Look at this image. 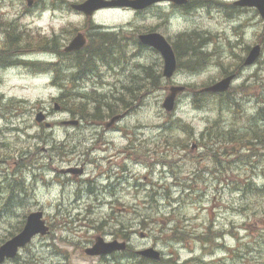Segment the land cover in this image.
<instances>
[{
    "label": "rangeland",
    "instance_id": "rangeland-1",
    "mask_svg": "<svg viewBox=\"0 0 264 264\" xmlns=\"http://www.w3.org/2000/svg\"><path fill=\"white\" fill-rule=\"evenodd\" d=\"M83 1L33 0L29 6L27 0H0V48L6 46L2 28L12 22L33 35L55 36L59 51L78 32L85 34L86 46L97 44V30L128 37L123 64L98 62L96 73L76 81L75 70L65 68L63 82L73 89L63 100L47 63L58 60L65 67L67 57L31 51L14 59L44 65L0 63V244L32 211L41 210L50 227L4 264H166L171 258L180 264H264V189H257L264 187V149L241 150L245 157L221 153L220 163L212 152L222 151L223 137L209 135L264 128V19L255 8L229 7L236 0H190L186 9L160 2L138 11L102 9L92 17L71 7ZM149 31L172 44L190 33L209 57L196 72L179 67L165 78L160 54L138 44V35ZM255 44H261V55L245 65ZM154 71L160 75L156 88ZM231 73L233 106L210 95L195 105L197 90ZM177 84L186 90L166 112L167 88ZM127 89L136 99L129 97L130 109L105 128L111 118L105 104H119L117 97L127 98ZM73 92L104 100L84 99L88 115L104 104L100 118L72 115L68 108L82 100ZM40 111L50 128L35 122ZM67 120L80 123L64 125ZM69 167L83 172L74 176ZM235 180L233 186L246 180L253 186L234 191ZM177 234L182 241L173 239ZM97 236L125 240L129 251L86 255L84 248ZM147 247L162 259L136 253Z\"/></svg>",
    "mask_w": 264,
    "mask_h": 264
},
{
    "label": "trees",
    "instance_id": "trees-1",
    "mask_svg": "<svg viewBox=\"0 0 264 264\" xmlns=\"http://www.w3.org/2000/svg\"><path fill=\"white\" fill-rule=\"evenodd\" d=\"M97 30L98 27H95ZM3 33H5L6 36V46H3L0 48V63H4L7 65L14 64H25L28 66L33 65H44L42 62L37 61H27V60H17L14 59L15 57L24 56L26 54H29L31 51H46V52H56L60 56H65L68 58L67 65L61 66L59 62H48L47 66H49L48 71H55V80L59 77H62V72L64 69H72L75 70V73L71 74L72 79L74 81L83 79L85 76L94 74L98 71L97 65L98 62L106 64L110 67H115L120 64V62L123 64L126 58V51H127V38L124 35V32H121L118 36L117 34H114L113 32L109 31H96L93 36L97 37V44L96 45H87L83 49L72 52V53H66L64 51H59L54 45L56 37L53 36L50 39L46 38L45 36L40 35H33L30 32L19 30V26L15 25L13 22L9 23L7 26L2 28ZM122 34V35H121ZM195 34V33H193ZM35 36L34 38H31L30 36ZM126 43H120L125 42ZM139 46L142 47L140 43H138ZM174 51L177 54L178 59H185L186 64L188 67L186 68V64L184 63L181 65L179 63V67L182 69H190V71H198L199 69V63L203 62L204 59H208L209 54L206 50H203V46L200 42H194L191 41V34L185 33L180 34L179 37H177L176 41L173 43ZM54 52V53H55ZM196 60L195 63L190 64L193 59ZM189 61V64L187 63ZM44 68V67H42ZM41 68V69H42ZM38 69V68H35ZM149 68H145V75L148 73ZM43 71V69H42ZM160 75H157V71H154L151 73V78L153 82V86L156 88V85L158 84V79ZM54 81V83H56ZM61 89V94L59 96L60 100H63L66 98V91L68 89L73 88H66L64 83H57ZM78 86V85H77ZM79 87V86H78ZM129 88V87H128ZM131 89V88H129ZM74 96H77L81 98L82 100H79L74 107H69L68 111L72 115L79 116L80 118H85L86 116H91L94 118H100L101 116V106L98 103L96 106H94V110L91 115H88V108L86 107V103L84 102V99L91 98V101L101 102L104 103V100H100L97 98H94L92 95H89L87 93L82 92H73ZM127 95H129L127 98L123 96L120 98L117 97V101L120 103L117 105H114L112 103L107 102L105 104L107 114L111 117L115 115L116 113L122 111L123 109L131 107L129 105V97L135 98V92L134 90H128L127 89ZM216 96L220 101H223L228 106H233L235 104V98L233 96H230V90L225 92L224 94H208V93H198L196 98H194L195 105L200 107L206 99L207 96ZM99 98L102 96L105 97L103 94L97 95ZM114 96V95H113ZM96 97V96H95ZM75 98V97H73ZM93 99V100H92ZM116 100V99H115ZM114 105V106H113ZM116 107V108H115ZM261 113V112H259ZM264 113V111H263ZM264 117V116H263ZM208 132H211L208 130ZM219 132V131H218ZM227 135L220 134L219 133H210L209 135L212 137L217 138L218 136H222L221 144H224L219 149L222 151L220 153L217 152V150H213V156L218 159V161L222 162L221 153L229 154L228 156H236V157H245V152H241V150H252L253 152H257L258 147L261 149H264V128H258L255 125H251L250 127H247L246 129L242 130L241 133H239V130L237 128L230 129L227 131ZM221 159V160H220ZM238 181L235 180L232 183V190H242L243 188H249L253 186V183L251 180H246L244 184H235ZM239 183V182H238ZM257 189H264L263 188H257ZM173 239L177 241H182V238L179 234L173 235ZM205 239V242L208 241L207 238ZM129 251L128 249L124 250L126 253ZM164 261V260H162ZM166 264H180L177 263L174 259H168L164 261ZM163 262V263H164Z\"/></svg>",
    "mask_w": 264,
    "mask_h": 264
},
{
    "label": "water",
    "instance_id": "water-1",
    "mask_svg": "<svg viewBox=\"0 0 264 264\" xmlns=\"http://www.w3.org/2000/svg\"><path fill=\"white\" fill-rule=\"evenodd\" d=\"M161 1H171L176 4H185L187 0H84L81 3L72 4V8L82 12L86 16H91L95 11L103 8L112 7H126L132 8L134 10H141L149 7L157 2ZM33 0H27V4L30 6ZM239 6H250L256 7L260 16L264 18V0H237L235 2ZM139 41L147 46L153 47L157 50L164 60L162 74L166 78H170L176 69V57L175 53L168 43L166 38L158 32H147L138 35ZM86 43V39L83 33L78 32L64 47L65 51H75L82 48ZM261 52V46L259 44L254 45L248 52L244 64L251 65L259 57ZM234 77L233 74L228 75L217 82L204 87L203 91L209 92H224L228 89L231 84V80ZM185 89L184 86L172 85L168 88V93L165 96L162 106L168 112L172 111L175 107V100L177 95ZM57 110L58 107L55 106ZM45 114L40 111L35 116V121L41 123L45 120ZM119 116L113 117L110 122L105 126L110 127ZM65 124H77V120H69L64 122ZM46 127H50L49 122H44ZM43 212L41 210L30 212L27 217L23 228L11 238L6 240L0 245V264L4 262L5 259L13 258L17 253L19 248L25 246L32 237L40 234L45 235L48 233V226L45 224L42 218ZM126 248L125 241H119L116 239L106 241L101 236H97L93 245L86 247L84 253L90 256L106 255L114 251H121ZM137 253L143 257L160 260L161 255L158 250L153 247H147L138 250Z\"/></svg>",
    "mask_w": 264,
    "mask_h": 264
},
{
    "label": "flooded vegetation",
    "instance_id": "flooded-vegetation-1",
    "mask_svg": "<svg viewBox=\"0 0 264 264\" xmlns=\"http://www.w3.org/2000/svg\"><path fill=\"white\" fill-rule=\"evenodd\" d=\"M243 9V8H242ZM68 171L71 172L72 174H74V176H76V174L78 173H82L83 172V167L81 168H77V167H69Z\"/></svg>",
    "mask_w": 264,
    "mask_h": 264
},
{
    "label": "bare ground",
    "instance_id": "bare-ground-1",
    "mask_svg": "<svg viewBox=\"0 0 264 264\" xmlns=\"http://www.w3.org/2000/svg\"><path fill=\"white\" fill-rule=\"evenodd\" d=\"M204 49V48H203ZM205 50V49H204ZM207 51V50H206ZM208 52V51H207ZM127 109H130V107L129 108H126V110ZM124 110V109H123ZM121 112V111H120ZM115 116H119V118L117 119V120H119L122 116H123V113H116L115 115H113L111 118H113V117H115ZM161 255V254H160ZM162 258V257H161Z\"/></svg>",
    "mask_w": 264,
    "mask_h": 264
}]
</instances>
